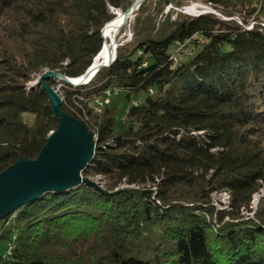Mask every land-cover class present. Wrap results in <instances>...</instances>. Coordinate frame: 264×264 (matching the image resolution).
<instances>
[{"label": "trees", "instance_id": "16d2710c", "mask_svg": "<svg viewBox=\"0 0 264 264\" xmlns=\"http://www.w3.org/2000/svg\"><path fill=\"white\" fill-rule=\"evenodd\" d=\"M133 1L0 0V172L36 158L58 126L43 86L26 82L42 68L83 75L111 8ZM181 2L142 1L109 66L77 86L61 80V110L95 139L82 175L104 187L47 191L0 219L11 245L0 264H264V202L242 213L264 187V26L163 13ZM247 11L264 20V0ZM187 42L195 51L176 60ZM106 90L128 102L123 127L118 108L90 105ZM220 191L228 209L213 204Z\"/></svg>", "mask_w": 264, "mask_h": 264}, {"label": "water", "instance_id": "95a60500", "mask_svg": "<svg viewBox=\"0 0 264 264\" xmlns=\"http://www.w3.org/2000/svg\"><path fill=\"white\" fill-rule=\"evenodd\" d=\"M144 0H134L121 12V22L116 26L114 38L110 43L101 29L103 44L94 56L83 75L69 78L59 72L49 71L38 82L45 89L53 112L58 117V126L48 135L36 158H20L0 172V219L5 218L18 207L31 202L47 191H66L78 184L94 183L82 175V170L89 164L95 152V139L88 128L80 121L64 113L61 98L44 82V79L57 77L72 85L88 82L102 67L109 66L116 57V32L124 25ZM117 14L116 10L113 12ZM106 25V24H105ZM105 42L111 45L110 55L94 63L102 51Z\"/></svg>", "mask_w": 264, "mask_h": 264}, {"label": "rangeland", "instance_id": "374dc122", "mask_svg": "<svg viewBox=\"0 0 264 264\" xmlns=\"http://www.w3.org/2000/svg\"><path fill=\"white\" fill-rule=\"evenodd\" d=\"M233 1L235 2L234 5L227 6V5L213 4L208 0H182L179 6H174L172 4L167 5L163 13L166 14L167 12L172 10L174 11L173 16H175L177 13L186 14L190 16L210 13L214 15L216 18L222 20L236 21L238 24L243 25L246 28H251L253 25H255L254 23H258L259 25L264 26V20L254 21L253 18L249 16V13L247 11L248 7L251 6L258 7L260 0H233ZM191 8H193L194 10ZM115 10L122 11L121 9L111 8L112 12H115ZM244 19L249 20L247 24L243 22ZM134 20H135V12L133 15L129 17V19H127L124 25L116 32L115 34L116 44L120 45L121 43L128 42L132 39ZM104 27L105 25L102 27V29ZM111 36H112L111 38H114V33H112ZM106 40L108 41V43H110L111 41L109 37L106 38ZM174 48L176 51L174 54L176 60H185L187 57L191 56V54L195 51L194 45L190 42H187L186 44L183 45H178L177 47L175 46ZM49 71H53V70L42 68L38 73L33 74L31 76V79L28 82H26L25 85L26 88L29 89L35 86L36 84H39L38 82L40 81L42 76L47 74ZM53 72H57V71H53ZM47 79H52L54 81L53 85L50 87L59 96L61 80L57 77H52ZM47 79H44V82H46ZM108 91L109 90L105 91L106 97L104 98V100L91 102L90 105L93 106L94 111L97 112L102 109V106L104 104H107L110 107L118 108V118H119L118 120L121 125L120 127H123L127 123L125 111L128 107V102H125L123 100V95H124L123 92L114 91L110 94V92ZM87 178L90 181H92L94 183V186H96L97 188L102 189L104 187L105 181L101 175H92V176H88ZM119 188L120 189L137 188V186L122 183L119 185ZM263 197H264V187H260L256 192H254L251 195L250 205L248 207L249 209L242 210V213L245 215L252 216L253 212L257 209V207H259V205L262 202H264ZM211 198L216 209H228L229 200H230L229 192L227 191L214 192L211 194ZM2 229H3V224L2 221H0V230ZM10 246L11 245L7 244L6 235L0 237V254L5 253V250H7V253H9L11 251V248H9Z\"/></svg>", "mask_w": 264, "mask_h": 264}, {"label": "bare ground", "instance_id": "6f19581e", "mask_svg": "<svg viewBox=\"0 0 264 264\" xmlns=\"http://www.w3.org/2000/svg\"><path fill=\"white\" fill-rule=\"evenodd\" d=\"M193 9V8H191ZM189 10V9H188ZM194 10V9H193ZM117 14H115V17L113 19H111L108 23H106L105 28L103 30L104 35L106 36V38H110L112 39L111 35L112 33H114V31L116 30V26L121 22V12L116 10ZM188 12V11H187ZM192 12V11H191ZM190 13V12H189ZM194 14V13H193ZM108 42V41H107ZM111 49V45L108 46L107 43L105 42L104 47L102 49V51L100 52V54L95 58L94 63H98L102 58H107L110 55V50Z\"/></svg>", "mask_w": 264, "mask_h": 264}, {"label": "built area", "instance_id": "2783aa9c", "mask_svg": "<svg viewBox=\"0 0 264 264\" xmlns=\"http://www.w3.org/2000/svg\"><path fill=\"white\" fill-rule=\"evenodd\" d=\"M108 92H109V91H108ZM108 92H107V93H108ZM9 248H10V247H9Z\"/></svg>", "mask_w": 264, "mask_h": 264}]
</instances>
